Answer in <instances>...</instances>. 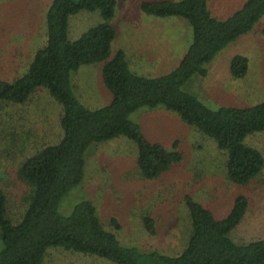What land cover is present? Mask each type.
<instances>
[{
  "label": "trees",
  "instance_id": "16d2710c",
  "mask_svg": "<svg viewBox=\"0 0 264 264\" xmlns=\"http://www.w3.org/2000/svg\"><path fill=\"white\" fill-rule=\"evenodd\" d=\"M118 0H51L46 11L47 45L38 49L26 72L13 79L0 78V104H26L39 88L46 89L63 107V137L30 155L19 170L30 187L27 207L18 223L8 217V197L0 187V231L3 248L0 264H42L50 248L91 254L116 264H264V237L238 244L230 236L244 218L249 198L239 195L222 219L202 203L187 197L192 224L187 246L176 256L157 249L141 251L124 246L105 229L93 201L78 203L69 215L59 210L63 197L85 176L86 151L93 143L126 136L138 147L140 172L156 178L184 155L175 144L168 150L145 135L130 119L142 107L164 106L177 112L189 125L213 137L227 155L231 182L247 184L264 169L263 153L245 143L248 135L264 131V102L253 106L213 109L184 85L195 74L207 76L208 64L228 45L251 31L264 16V0H246L231 16L213 14L209 0H147L141 10L158 17L185 18L193 39L179 65L158 77L141 75L131 68L124 49L113 50L117 28L113 24ZM99 11L102 21L75 40L69 39L70 16ZM102 67L104 84L112 93L106 105L88 107L76 93L72 74L83 65ZM249 58L231 60L233 78L244 77ZM119 227L118 221L111 220ZM155 233V221L145 219Z\"/></svg>",
  "mask_w": 264,
  "mask_h": 264
},
{
  "label": "rangeland",
  "instance_id": "374dc122",
  "mask_svg": "<svg viewBox=\"0 0 264 264\" xmlns=\"http://www.w3.org/2000/svg\"><path fill=\"white\" fill-rule=\"evenodd\" d=\"M50 1L0 0L1 79L11 81L23 75L33 54L47 45L46 11ZM143 1L118 0L113 19L118 33L113 50L131 42L138 50L148 44L145 48L152 62L144 68L135 62L138 54L130 52L131 68L138 74L158 77L179 65L192 42L193 32L183 17L144 13ZM243 2L209 0L214 14L224 19L240 9ZM101 21L99 11L71 15L69 39H77ZM155 31H161V37L155 38ZM151 39L156 42L149 45ZM237 54L246 55L250 66L247 74L238 79L231 74V60ZM100 64L83 65L72 74L76 93H80V100L90 108L106 105L112 98L104 84ZM207 66L208 75L195 74L184 90L196 94L209 107H247L264 102V16ZM62 113V105L43 88L36 90L26 104H0V187L7 194L8 217L13 223L21 220L30 190L20 180V167L27 157L62 139ZM130 119L141 125L151 141L161 143L168 150L176 144L183 159L160 176L148 179L138 167L139 150L133 140L121 136L93 143L86 151L84 179L63 197L60 212L69 215L78 203L91 200L105 229L114 232L124 246L145 252L157 249L176 256L191 237L187 197L202 203L222 219L233 208L236 197L245 195L249 198L248 209L230 236L238 244L264 237V169L247 184L231 182L226 169L227 155L216 140L162 105L142 107L132 112ZM245 143L264 155V131L248 135ZM147 217L154 219L155 233L147 228ZM113 218L119 227L111 222ZM2 248L0 231V251ZM42 264L116 263L57 247L48 250Z\"/></svg>",
  "mask_w": 264,
  "mask_h": 264
},
{
  "label": "crops",
  "instance_id": "0c3cea01",
  "mask_svg": "<svg viewBox=\"0 0 264 264\" xmlns=\"http://www.w3.org/2000/svg\"><path fill=\"white\" fill-rule=\"evenodd\" d=\"M245 1H246V0H244V2H243L242 4H244ZM242 6H243V5H242ZM209 7H210L211 11L213 12L210 3H209ZM238 10H239V9H238ZM213 14H214V12H213ZM214 15H215V14H214ZM152 16H153V15H152ZM215 16H216V15H215ZM176 17H177V16H176ZM153 19H155V17H154ZM176 19H179V18H176ZM221 19H224V18H221ZM181 21H183V20H181ZM154 33H155V35H154L155 38H156V37H161V35H162V32H161V31H155ZM153 41L156 42V40H153V39L149 40V41H148V42H149V45H151V43H152ZM146 43H147V42H146ZM132 45H133V47H132ZM136 46H137V45H135L134 43L131 42V43H130L129 45H127L126 47H124V48H117L115 51H117V50H119V49H124V50L126 51V53L128 54V56L130 55V52H135V53H137V54H138V61L136 60L135 62H136V63L143 64L142 66H144V68H145L149 63L152 62V59L148 56L147 49L145 48L146 46H148V44H147V45L145 44L144 49H139V50L136 48ZM131 48H135V49H131ZM129 62H130V64H131V66H132L133 58H132V59H129ZM249 67H250V66H249ZM232 77H233V76H232ZM111 99H112V98H111Z\"/></svg>",
  "mask_w": 264,
  "mask_h": 264
}]
</instances>
